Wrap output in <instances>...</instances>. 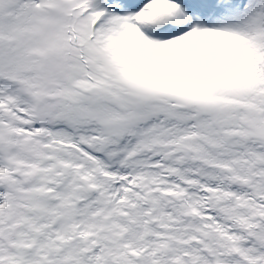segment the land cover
<instances>
[{
    "label": "snow or ice",
    "instance_id": "1",
    "mask_svg": "<svg viewBox=\"0 0 264 264\" xmlns=\"http://www.w3.org/2000/svg\"><path fill=\"white\" fill-rule=\"evenodd\" d=\"M0 264H264V0H0Z\"/></svg>",
    "mask_w": 264,
    "mask_h": 264
}]
</instances>
